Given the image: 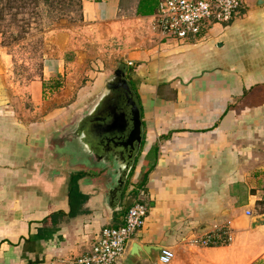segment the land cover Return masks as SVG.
<instances>
[{
  "label": "crops",
  "instance_id": "0c3cea01",
  "mask_svg": "<svg viewBox=\"0 0 264 264\" xmlns=\"http://www.w3.org/2000/svg\"><path fill=\"white\" fill-rule=\"evenodd\" d=\"M243 1L230 23L180 43L151 30L157 9L137 15L140 0H84L87 23L128 22L133 30L127 79L138 92L144 140L121 189L87 174L72 145L92 91L59 107L44 99L60 59L48 62L28 97L18 95L0 58V264L88 254L137 201L148 214L116 264H161L164 249L174 253L169 264H264V224L253 226L264 220V0ZM246 98L256 103L241 105ZM207 235L215 244L194 243ZM131 245L149 252L134 254Z\"/></svg>",
  "mask_w": 264,
  "mask_h": 264
},
{
  "label": "rangeland",
  "instance_id": "374dc122",
  "mask_svg": "<svg viewBox=\"0 0 264 264\" xmlns=\"http://www.w3.org/2000/svg\"><path fill=\"white\" fill-rule=\"evenodd\" d=\"M83 2L0 1V58L8 66L11 81L18 86V95L28 97L31 84L43 78L48 62L53 61L57 67L61 59L62 66L55 68L61 70L60 77L49 82L48 87L44 85V99L55 97V104L59 107L76 98L82 89L92 91L87 99V108H90L103 83L116 69L127 65L129 72L135 68L130 63L136 48L131 45L133 30L128 22L113 26L87 23L82 12ZM126 15L133 16L129 11ZM153 28L154 23L152 31ZM252 100L246 98L241 105ZM22 103L29 106L26 100ZM260 209L264 211V203Z\"/></svg>",
  "mask_w": 264,
  "mask_h": 264
},
{
  "label": "built area",
  "instance_id": "2783aa9c",
  "mask_svg": "<svg viewBox=\"0 0 264 264\" xmlns=\"http://www.w3.org/2000/svg\"><path fill=\"white\" fill-rule=\"evenodd\" d=\"M243 4V0H160L153 23L163 39L186 42L202 35L209 26L230 23ZM147 214L146 202L134 203L126 212L122 225L106 226L101 230L90 253L60 264H116L133 236L143 227ZM216 241L207 235L194 243L209 246ZM173 258L174 253L164 249L160 262L169 264Z\"/></svg>",
  "mask_w": 264,
  "mask_h": 264
},
{
  "label": "water",
  "instance_id": "95a60500",
  "mask_svg": "<svg viewBox=\"0 0 264 264\" xmlns=\"http://www.w3.org/2000/svg\"><path fill=\"white\" fill-rule=\"evenodd\" d=\"M4 73L3 66L0 65V75ZM126 74L127 65H123L106 79L88 112H84L86 117L85 125L83 124L87 130L86 134L89 133L93 137L92 142H101L98 147L113 148V152L119 153L113 156L115 170L119 172V176L124 177H128L132 171L144 140L140 102ZM76 130H79L78 125ZM262 224L264 220L257 219L253 226ZM131 247L134 254L138 251L149 252V247Z\"/></svg>",
  "mask_w": 264,
  "mask_h": 264
},
{
  "label": "flooded vegetation",
  "instance_id": "af4514ba",
  "mask_svg": "<svg viewBox=\"0 0 264 264\" xmlns=\"http://www.w3.org/2000/svg\"><path fill=\"white\" fill-rule=\"evenodd\" d=\"M88 109L89 108H87L86 109L87 111L86 110L85 111L88 112ZM85 117L86 115L83 113L81 117L78 119L79 130L77 131L75 127L72 129L73 131L71 133L72 136L74 135L77 137L78 144L72 143V145L76 149L77 153L80 154L79 155V158L81 159L80 162L86 168L87 174L91 172H96V174L98 175L101 174L103 181H105L107 184H110V183L117 184L118 185L117 187L121 189L122 186H125L127 184L130 177L129 176L124 177L123 175L119 176L118 174L119 172L115 170L116 163L114 161L113 156L119 153L116 151L113 152L114 150L113 148H107V149L103 148L102 149L100 148V146L98 147V144L100 145L101 143L100 141L99 142L95 141L96 144L92 142L93 137L89 133L86 134L87 130L85 129V126H83V124L85 125V121H84ZM79 136L80 138L78 139Z\"/></svg>",
  "mask_w": 264,
  "mask_h": 264
},
{
  "label": "trees",
  "instance_id": "16d2710c",
  "mask_svg": "<svg viewBox=\"0 0 264 264\" xmlns=\"http://www.w3.org/2000/svg\"><path fill=\"white\" fill-rule=\"evenodd\" d=\"M2 1V0H0ZM159 3H160V0H140V3H139V6H138V10H137V15L138 16H152L155 12L156 9H158V6H159ZM2 13V11L0 10V14ZM135 89V88H134ZM136 91V89H135ZM137 95H138V92L136 91ZM139 97V96H138ZM143 149V147H142ZM156 151V150H155ZM142 153V151H141ZM140 153V154H141ZM140 158V155L138 156V159ZM137 163V161H136ZM136 168L133 169L132 173L135 171ZM147 175L148 173L146 172L143 176V179L140 180L138 183L142 186V185H145V182H146V179H147ZM77 176V178H80L81 176H83V173L81 174H77L75 175ZM139 202V201H137ZM136 203V202H135ZM133 206V205H132ZM131 207V206H130ZM129 207V208H130ZM128 208V209H129ZM128 211V210H127ZM126 211V212H127ZM126 214V213H125Z\"/></svg>",
  "mask_w": 264,
  "mask_h": 264
}]
</instances>
